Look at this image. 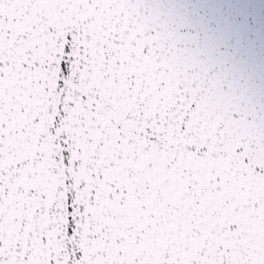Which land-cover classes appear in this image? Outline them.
<instances>
[{
    "label": "snow or ice",
    "instance_id": "obj_1",
    "mask_svg": "<svg viewBox=\"0 0 264 264\" xmlns=\"http://www.w3.org/2000/svg\"><path fill=\"white\" fill-rule=\"evenodd\" d=\"M160 0H0V264H264V93Z\"/></svg>",
    "mask_w": 264,
    "mask_h": 264
},
{
    "label": "water",
    "instance_id": "obj_2",
    "mask_svg": "<svg viewBox=\"0 0 264 264\" xmlns=\"http://www.w3.org/2000/svg\"><path fill=\"white\" fill-rule=\"evenodd\" d=\"M160 2L181 13L192 47H210L249 94L264 93V0Z\"/></svg>",
    "mask_w": 264,
    "mask_h": 264
}]
</instances>
